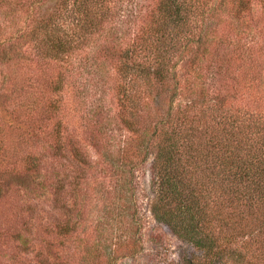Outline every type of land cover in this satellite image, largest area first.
Segmentation results:
<instances>
[{"label": "trees", "instance_id": "16d2710c", "mask_svg": "<svg viewBox=\"0 0 264 264\" xmlns=\"http://www.w3.org/2000/svg\"><path fill=\"white\" fill-rule=\"evenodd\" d=\"M262 23L264 0H0V45L15 46L16 72L40 81L27 100L42 103L48 147L77 167L70 185L82 184L89 164L81 149L64 151L60 94L71 82L110 94L84 104L113 168L118 223L131 209L136 169L152 157L154 216L196 250L171 264H264V38L249 52L240 40ZM111 114L133 134L124 144L109 136ZM46 157L28 155L26 170L41 174ZM51 173L36 189L54 185ZM54 189L53 201L40 198L53 219L49 236L73 237L82 213L66 183ZM14 239L17 250L6 260L0 253V264L45 240L30 225ZM101 251L90 259L96 251L87 248L81 264H112Z\"/></svg>", "mask_w": 264, "mask_h": 264}, {"label": "rangeland", "instance_id": "374dc122", "mask_svg": "<svg viewBox=\"0 0 264 264\" xmlns=\"http://www.w3.org/2000/svg\"><path fill=\"white\" fill-rule=\"evenodd\" d=\"M248 34L249 36L242 37L243 39L238 36H233V39L242 40L246 51H257L261 48L260 43L264 38V23L254 27ZM24 43L16 40L19 48L24 46ZM8 44L10 43L5 42L0 45L1 260L17 250L20 241L14 238L18 232H23L27 225L45 240L43 242L35 240V247H30L27 252H21V261L9 264H40L38 260L41 257H48L51 263L55 264H81L82 256L87 254V248L96 251L90 254V259L96 258L98 250L108 248L107 251H101V258L103 260L107 257L113 258L112 264H171L173 260L179 261L195 252L190 243L181 239L168 225L159 222L154 216L152 204L156 186L152 173V157L136 169L133 176L134 196L130 201L131 209L126 211L125 219L118 223L121 217L118 218L120 210L115 202L117 194L114 191L116 180L113 168L104 155L103 148L94 140L91 132L94 120L89 116L87 106L84 104L87 96L90 97L88 100L106 97L107 103L110 94L105 89L98 90L95 95L92 91L90 95L86 90L76 91L72 82L67 84L60 94L63 98L60 102L61 119L68 127L62 140L64 151L66 155L71 154L75 147L81 149L87 156L89 164H86L84 173L86 178L82 184L70 185L69 182L73 181L74 175L78 172L77 167H73L72 162L66 157L57 156L55 150L48 147L49 142L43 131L47 123L43 121L42 103L32 105L27 100L29 96L33 99L39 94L40 81L36 78L37 75L31 79L24 68L16 72L19 69V63L16 62L19 61L18 53L14 52L15 46L11 47ZM231 46L227 50L231 54L239 48L236 45ZM11 58L12 61L8 62ZM187 63V57L178 60L180 73L184 71ZM8 66L13 68L12 71L17 76L14 74L13 78L7 74L4 78L5 73L9 71ZM14 85L16 86L13 87ZM79 99L83 101L82 104ZM109 118L112 121L108 123L109 136L115 137L118 144H124L133 137L132 132L122 124L117 114L114 116L111 114ZM40 152L47 154V163L41 174L34 170H26L25 160L28 155ZM51 171L50 176L54 185L48 189L42 187L40 191L36 189L42 185V176ZM64 172H70V176H65ZM60 182L67 184L66 191L71 195L70 205H74V209H79L82 213L80 228L73 237L49 236L53 219L47 212L49 204L42 203V200L47 198L53 201L54 187ZM58 210L64 212L60 211V208ZM58 215L60 218L64 216L60 213ZM137 237H141V241L136 242ZM100 240L102 242L97 244ZM63 241L65 245L62 244ZM40 250L43 253L39 252ZM89 264L94 263L89 261Z\"/></svg>", "mask_w": 264, "mask_h": 264}]
</instances>
